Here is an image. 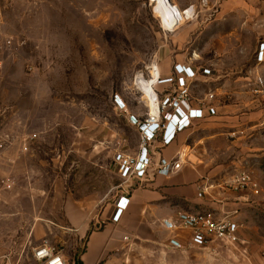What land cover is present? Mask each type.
Listing matches in <instances>:
<instances>
[{
	"label": "rangeland",
	"instance_id": "obj_1",
	"mask_svg": "<svg viewBox=\"0 0 264 264\" xmlns=\"http://www.w3.org/2000/svg\"><path fill=\"white\" fill-rule=\"evenodd\" d=\"M172 1L181 9L175 28H193L184 44L160 23L152 0H0V132L8 141L0 151V258L23 249L30 255L48 238L67 248L60 236L68 196L107 209L121 183L114 156L138 145L129 114L148 110L137 76L149 79L163 54L227 53L255 66L264 0ZM189 7L187 19L204 23H181ZM257 72L247 106L228 113L244 118L226 120L235 133L222 147L237 173L248 171L261 187L238 216L246 241L236 247L255 250L264 243V60Z\"/></svg>",
	"mask_w": 264,
	"mask_h": 264
},
{
	"label": "crops",
	"instance_id": "obj_2",
	"mask_svg": "<svg viewBox=\"0 0 264 264\" xmlns=\"http://www.w3.org/2000/svg\"><path fill=\"white\" fill-rule=\"evenodd\" d=\"M181 23L204 22L196 17ZM208 23L220 22L213 19ZM192 29L191 25H180L173 33L176 40L184 44ZM165 55L156 60L160 77L175 75V63L191 67L197 72L189 83L192 107L198 108L203 100L209 101L208 94L213 93L214 99L209 102L216 107L217 113L195 120L192 127L181 131L170 145L161 148L163 156L181 159V167L173 173L164 175L151 169L146 178L135 179L124 178L118 172L121 178L118 192L108 200L104 212L95 210L88 199L66 197L61 207L66 228L60 240L67 245L62 249L63 254L69 263L75 264L77 261L81 264H264V243L257 250L248 244L238 248L210 234L208 241L200 245L193 241L192 229L178 226L179 213L210 210L217 218L231 216L239 224L240 241H246L238 216L252 191H234L229 187L237 171L233 161L226 159L222 147L227 137L235 133L228 132L226 120L234 123L244 118L242 114L228 113L247 106L248 101L243 98L245 93L258 89L257 67L262 61L256 58L254 67L245 68L241 58L227 53L206 58L198 54L195 57ZM203 69H210L211 73ZM177 89L174 82L154 84L159 101L167 92L175 94ZM142 94L145 97L142 103L148 110L131 111L129 116L142 119L148 115L152 104L156 105L146 98V93ZM137 131L138 145L131 152L123 151L126 156L136 157L140 151L142 140L138 127ZM120 196L129 198V204L119 221H113ZM173 237L181 241L182 249L170 245ZM232 253L240 258L226 259Z\"/></svg>",
	"mask_w": 264,
	"mask_h": 264
},
{
	"label": "built area",
	"instance_id": "obj_3",
	"mask_svg": "<svg viewBox=\"0 0 264 264\" xmlns=\"http://www.w3.org/2000/svg\"><path fill=\"white\" fill-rule=\"evenodd\" d=\"M187 10H192V7L183 11L186 12ZM173 20L170 19L172 23H176ZM160 22L165 23L162 18H160ZM258 60H264V42L260 45ZM2 64L3 61L0 57V69ZM206 72L209 73V71ZM174 73L175 75L167 77H160L159 75L158 83H176L178 89L175 94L167 92L160 101L157 96L158 98L154 100L156 101V111L150 110L148 115L142 119L134 115L128 117V121L138 127L142 141L140 151L136 157L126 156L123 152L115 154L116 169L124 178H146L151 169L164 175H169L178 170L182 164L180 157L169 159L163 156L161 148L170 145L181 131L192 127L195 120L203 119L207 114L215 115L217 113L216 107L209 102L214 99L213 93L208 94L207 99L209 101L203 100L198 108L192 107L189 96V83L197 76L194 69L181 63H175ZM116 105L120 110L126 108L125 103L121 105L117 101ZM7 142V138L0 132V151L7 145ZM4 186L11 187L6 182ZM229 187L234 191L251 190L256 195L261 192L259 183L248 171L235 174L229 182ZM128 204L129 198L119 197L116 203L117 210L112 218L113 221H119ZM178 220V226L193 230V241L196 244L204 245L210 234H214L217 239L230 246H236L240 242L238 236L239 224L231 216L217 218L213 211L202 210L181 212ZM170 245L177 249L183 248V244L176 237L170 239ZM25 256L35 261L36 264H75L73 262L69 263L57 244L48 239H44L41 243L32 247L30 255H25V249L3 255L0 258V264H25Z\"/></svg>",
	"mask_w": 264,
	"mask_h": 264
},
{
	"label": "bare ground",
	"instance_id": "obj_4",
	"mask_svg": "<svg viewBox=\"0 0 264 264\" xmlns=\"http://www.w3.org/2000/svg\"><path fill=\"white\" fill-rule=\"evenodd\" d=\"M154 2V12L155 14L164 20V26L166 29H172L173 31L175 29L176 23L178 22L177 15H180V8L176 6V4L172 0H152ZM189 12L190 14H188ZM186 18L191 17L193 14L192 10H187L186 12L183 11ZM170 19H174L176 23H172ZM173 20V21H174ZM151 77L149 79H146L143 74H139L136 79V85L142 93H146V98L149 99L151 102L157 99V94L154 91V84L157 83L159 80V70L158 66L154 65L153 69L151 70ZM149 101V103H150ZM156 102V101H155ZM151 110L153 112L156 111V105L155 103L152 104Z\"/></svg>",
	"mask_w": 264,
	"mask_h": 264
},
{
	"label": "trees",
	"instance_id": "obj_5",
	"mask_svg": "<svg viewBox=\"0 0 264 264\" xmlns=\"http://www.w3.org/2000/svg\"><path fill=\"white\" fill-rule=\"evenodd\" d=\"M76 264H81V262L77 261V263H76Z\"/></svg>",
	"mask_w": 264,
	"mask_h": 264
}]
</instances>
